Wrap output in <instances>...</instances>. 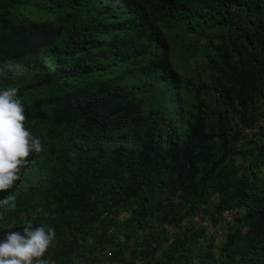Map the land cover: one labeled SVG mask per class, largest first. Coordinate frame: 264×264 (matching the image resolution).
I'll return each instance as SVG.
<instances>
[{"label": "trees", "instance_id": "trees-1", "mask_svg": "<svg viewBox=\"0 0 264 264\" xmlns=\"http://www.w3.org/2000/svg\"><path fill=\"white\" fill-rule=\"evenodd\" d=\"M9 85L43 149L0 235L55 228L48 264H264V0H0Z\"/></svg>", "mask_w": 264, "mask_h": 264}, {"label": "clouds", "instance_id": "clouds-1", "mask_svg": "<svg viewBox=\"0 0 264 264\" xmlns=\"http://www.w3.org/2000/svg\"><path fill=\"white\" fill-rule=\"evenodd\" d=\"M17 86L0 87V193L12 189L22 169L40 152L39 137L25 126L26 108ZM14 195L0 196V218L17 207ZM55 228L29 222L0 235V264H48L45 254L53 244Z\"/></svg>", "mask_w": 264, "mask_h": 264}, {"label": "rangeland", "instance_id": "rangeland-1", "mask_svg": "<svg viewBox=\"0 0 264 264\" xmlns=\"http://www.w3.org/2000/svg\"><path fill=\"white\" fill-rule=\"evenodd\" d=\"M180 65V67H181V69H182V72H186L185 71V69H184V66H183V64H179ZM229 219L232 221V217L231 218H229V215L226 217V220H228L229 221ZM230 222V221H229ZM224 228V227H223ZM224 233V231L223 232H221V235Z\"/></svg>", "mask_w": 264, "mask_h": 264}]
</instances>
